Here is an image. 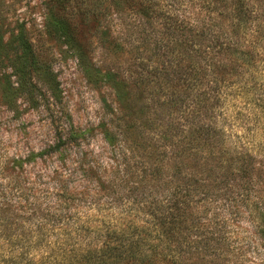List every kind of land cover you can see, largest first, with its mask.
<instances>
[{
	"label": "rangeland",
	"instance_id": "1",
	"mask_svg": "<svg viewBox=\"0 0 264 264\" xmlns=\"http://www.w3.org/2000/svg\"><path fill=\"white\" fill-rule=\"evenodd\" d=\"M57 3L0 0V31L5 33L8 44L1 52L5 61L0 62V210H4L1 203H8L9 216L14 217L10 231L0 220V235L10 233L12 238L11 243L0 246H14L16 240L27 238L29 242H20L16 248L30 247L29 253L37 254V248L45 245L39 240L44 238L49 247L44 262L53 257L54 263L59 251L68 246L63 242L64 236L59 235L62 230L85 228L96 224L97 218L143 217V211L150 213L156 207L161 194L155 168L167 174L168 161L173 157L159 149L157 141L161 137L177 140L189 136L196 127L205 128L221 120L213 119L211 113L204 119H192L198 109L189 102L169 119H139L131 110L127 112L121 85L110 84L99 74L108 65L105 49L111 38L116 43L124 30L116 11L128 14V9L135 10L144 3L154 13L190 21L194 15L206 17L207 11L202 8L205 0H70L66 12H62L73 19L78 35L70 47L64 45L51 25ZM218 9V19L228 39L237 30L239 38L248 40V33L260 27L257 41L261 54L264 53V0H219ZM125 20L136 25L134 19ZM158 23L155 19L153 26ZM22 27L39 69V76L33 74L35 88L25 91L16 84L7 62L16 57L14 35ZM126 45L123 44L129 52ZM123 57L130 58L127 54ZM144 77L145 92L150 94L160 80L150 73ZM166 91L180 94L184 88L172 83ZM147 97L145 103L152 112L154 101ZM225 120L230 123L234 119ZM62 128L63 136L73 144L61 140L63 144L57 148ZM228 134L236 133L229 129ZM258 161V187L247 193V202L257 197L264 204V156ZM201 199L197 194L192 198V205L200 207L194 210L192 222H203L217 212V202H200ZM235 204L236 209L229 212L225 224L231 264H264V241L255 228L258 222L250 219L247 204ZM55 210L61 212L53 213ZM205 210L209 211L207 217L202 214ZM47 212L61 219L55 223L61 230L49 232L41 229L40 220L31 224L24 221L31 214ZM218 212L220 216L226 214Z\"/></svg>",
	"mask_w": 264,
	"mask_h": 264
},
{
	"label": "trees",
	"instance_id": "2",
	"mask_svg": "<svg viewBox=\"0 0 264 264\" xmlns=\"http://www.w3.org/2000/svg\"><path fill=\"white\" fill-rule=\"evenodd\" d=\"M56 1L58 9L52 12V28L65 46H73L78 38L76 27L73 19L62 15L70 0ZM205 1L202 8L207 11L206 17L194 15L190 20L193 23L186 18L154 13L144 3L135 10L128 9V14L116 11L124 30L116 43L111 38L105 49L110 58L107 57L108 65L99 71L108 83L121 85V99L126 102L127 112L131 110L139 119H169L188 102L198 109L192 119H204L208 113L213 119H221L205 128L196 127L184 138L163 136L157 141L159 149L173 157L168 161L167 174L155 168L161 194L156 207L150 213L143 211V217L99 221L97 218L96 224L85 228L62 230L59 235L64 236L63 242L68 246L59 251L55 263L53 257L44 262L45 250L49 248L47 240H39L45 241V245L37 248L35 254L29 253L30 247L16 248L20 242H29L24 238L16 240L17 245L0 246V264H231L225 224L237 202L247 204L248 215L252 222H258L255 228L264 241V204L257 197L247 202V193L258 187V160L264 156V53L261 54L257 41L260 27L248 33V40L239 38L237 30L228 39L217 15L219 0ZM110 5L115 7L114 3ZM125 18L134 19L136 25ZM155 19L159 22L157 27L153 26ZM241 26L248 30L245 23ZM14 39L16 57L8 59V68L22 90L34 89L33 74L39 76L38 62L23 27ZM125 43L129 52L123 46ZM7 46L5 33L0 31L1 63L5 61L1 52ZM125 54L130 58H124ZM150 66L154 68L148 72ZM148 73L160 80L156 88L160 92L155 88L150 94L145 92L144 75ZM172 83L182 86L184 91H166ZM200 87L203 91L198 92ZM147 96L154 101L152 112L145 103ZM225 119L234 120L227 123ZM229 129L236 134L230 136ZM63 132V128L59 130L62 136L57 148L63 144L61 140L73 144ZM195 194L202 196L200 202H217V212L203 222L198 220L199 223L191 219L198 207L192 205ZM1 207L4 210H0V220L10 231L14 225V217L9 216L11 205L1 203ZM218 210L226 214L220 216ZM57 212L61 211H53ZM48 213L31 214L24 221L31 224L40 220L38 225L49 232L61 230L55 224L61 219ZM207 213L202 211L205 217ZM11 242L10 233L0 235V243Z\"/></svg>",
	"mask_w": 264,
	"mask_h": 264
}]
</instances>
